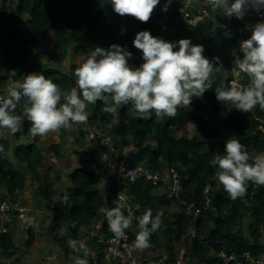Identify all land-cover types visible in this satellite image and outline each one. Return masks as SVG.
Instances as JSON below:
<instances>
[{
    "label": "trees",
    "instance_id": "16d2710c",
    "mask_svg": "<svg viewBox=\"0 0 264 264\" xmlns=\"http://www.w3.org/2000/svg\"><path fill=\"white\" fill-rule=\"evenodd\" d=\"M184 1L170 0L168 11L164 12L162 8L167 0H160L150 20L142 23L133 17L116 14L110 0H0V96L7 97L9 84L13 85L14 81L22 80L31 72H42L63 91L76 86L74 71L79 64L72 65L70 72H64L52 66L45 68L38 57L43 46L42 38L49 35L52 41L49 61L64 59L70 44L75 53L85 51L88 55L97 46L107 49L112 44H118L132 53L129 64L138 67L143 63L142 53L132 41L137 32L148 30L153 36L169 42L187 38L193 44H201L205 49L203 54L209 59L218 57L224 68L228 65L233 45L242 39L243 29L249 28L255 21L251 10L243 19L227 18L220 10L211 11L213 15L217 14L216 20L190 25L179 17L178 9ZM10 2L14 3L15 17L24 18L23 26L15 20L12 24L8 23ZM200 10L201 4L196 3L193 11ZM37 34H41L42 38ZM222 79L231 84L234 76L227 75L224 70L217 73L212 89L201 98L194 97L190 108L179 107L177 115L172 118L157 119L154 113L151 119L133 117L130 105H121L114 117L103 111L105 105L101 101H97L89 116L90 125L109 128L116 149L132 147L125 156L129 168L146 163L151 171L163 172L176 166L181 177L182 202L169 199L143 178L125 184L128 197L138 205L134 224L138 231V218L147 209H151L155 216L157 211L162 213L163 208H179L172 216L162 213L161 227L152 233L151 246L142 250L144 252H156L164 246L175 256V243L183 241L189 249V257L200 264L213 260V254L223 248L234 250L238 255L247 250L256 254L263 250L259 227L264 224V189L258 188L252 199H231L216 178L218 167L213 166L211 161L217 152L223 154L224 144L229 138L245 145L253 157L264 153V134L258 129L257 120V117L264 119V111L257 106L251 112L242 113L232 107L224 116L226 104L217 101L214 91ZM246 79H242L241 83L244 84ZM23 108L24 102L21 101L16 113L24 117V123L21 130L14 134L15 145L6 136L7 131L0 136L3 149L0 151V202L5 198H19L26 188L27 169L31 176L41 181L39 193L53 206L50 234L60 253L70 262L76 255L85 258L83 251L70 247L69 242L75 240L79 243L80 239L89 236L92 226L98 221L102 222L99 232L113 236L103 210L116 206L118 194L124 186L121 182L112 181V164L102 157V153L109 152V147L91 140L85 162L68 175L71 185L61 193L58 201L53 202L49 198L53 184L39 173V168L45 165V152L54 151L60 155L61 148L59 144H53L42 149L36 142L25 141L31 123ZM114 118L115 122L108 126ZM189 124L195 126V134L191 137L179 136ZM84 137L85 133L80 129L75 141L83 142ZM13 159L26 168L18 170ZM103 181L108 182L104 190L101 188ZM207 184L212 187L208 197L213 209L193 219L186 214L184 202L193 201L201 206L206 200L204 190ZM64 195L68 196L66 203L62 202ZM246 214L251 219L249 232L244 228ZM62 231L65 234L62 235ZM36 237L34 226L28 232L25 246L31 248ZM92 241L95 242L96 237H92ZM0 250L13 256L20 248L12 234L4 233L0 234ZM87 260L88 264H94Z\"/></svg>",
    "mask_w": 264,
    "mask_h": 264
},
{
    "label": "clouds",
    "instance_id": "9594fccd",
    "mask_svg": "<svg viewBox=\"0 0 264 264\" xmlns=\"http://www.w3.org/2000/svg\"><path fill=\"white\" fill-rule=\"evenodd\" d=\"M212 11L220 10L227 18L243 19L250 10L264 11V0H207ZM113 11L121 17L130 16L147 23L160 0H110ZM170 0L162 11L167 12ZM207 14V13H206ZM141 51L138 67L131 66L132 53L126 47L112 44L109 48L95 47L86 60L75 68L76 86L63 91L52 78L42 72H31L22 80L13 82L7 97L0 96V136L5 131L15 134L24 123V117L16 113L21 101L23 111L31 123L33 139L61 129L73 130L74 125L86 124L89 119L88 105L103 102V111L114 117L120 106H131L133 117L157 119L175 117L178 108H190L193 98H201L212 89L215 76L224 68L219 58H207L204 46L193 44L190 39L169 42L155 37L148 30L136 33L132 41ZM242 58L236 56L233 70L249 78L247 85L226 83L223 79L215 88V96L221 104H231L234 109L248 113L259 106L264 111V21L257 22L248 39L239 44ZM178 49V50H177ZM15 75V71L12 72ZM0 146V151H2ZM218 167L216 178L233 200L246 195L252 182L264 186V154L251 156L245 145L229 138L223 154L217 152L211 161ZM68 196L62 197L67 202ZM127 197L118 194L116 206L103 210L109 231L115 238H123L131 226L132 217L126 216ZM162 213L147 209L138 218L139 231L134 241L138 250L149 248L150 238L162 224ZM77 241H70L76 248ZM84 257L88 255L84 243H80ZM73 264H88L86 258L72 257Z\"/></svg>",
    "mask_w": 264,
    "mask_h": 264
},
{
    "label": "built area",
    "instance_id": "2783aa9c",
    "mask_svg": "<svg viewBox=\"0 0 264 264\" xmlns=\"http://www.w3.org/2000/svg\"><path fill=\"white\" fill-rule=\"evenodd\" d=\"M196 3L201 4V10L199 12L193 11V9L196 8ZM178 11L179 17L190 25H197L209 19H217V14H212V8L207 0H185ZM251 12L252 16L255 17V21L249 28L243 29L242 39L233 45L228 65L224 67V71L227 75L232 74L234 76V80L231 81V83L242 85H247L249 83V78L246 75L233 70V63L236 56L242 58V53L239 48L240 42L250 37L251 29L257 22L264 21V11L256 12L251 10ZM244 78L247 79L243 84L241 80ZM257 120L259 121L258 129L264 134V119L257 117ZM78 126L90 140H95L96 143L99 142L101 145L109 147V152L102 153V157L112 164V181L124 184L120 192V194L127 197L128 201V207L125 209L124 214L132 217L131 226L125 230V236L119 239L99 232L102 225L101 221H98L97 225L93 226L95 230L97 229V233L91 235L94 230L92 229L89 236H87V238H89L87 241L91 242L93 247L94 258L91 261H93L94 264H198V262L189 257V249L183 241L175 243V256L166 250L144 252L134 247V241L138 232L134 226L137 218L135 212L138 205L128 197L125 184L128 181L132 182L143 178L151 182L158 190L165 193L169 199L182 202V180L176 166L168 167L163 172L151 171L146 163H140L133 169L129 168L125 156L130 148L122 147L116 149L113 145V136L106 132V130H108L106 127H90L85 124ZM211 188V185L207 184L204 190L206 200L201 206H197L193 201L184 202V210L187 215L192 216L193 219H197L213 209L211 199L208 197ZM258 188L264 189V186H259L254 183L251 185L248 184L246 195L241 198L252 199ZM50 207L53 208L52 205ZM36 221V215L28 210L20 198H5L0 202V234L10 233L13 235L17 231L27 237L30 229L36 226ZM259 229L261 234V245L263 246V250L260 253L256 254L251 250H247L238 255L234 250L228 251L223 248L221 251L213 254V260L200 264H264V224L260 225ZM192 234H195V230H192ZM92 237H96L95 242L92 241ZM80 242L81 239L79 243ZM79 243H77L78 247ZM77 246L75 250L81 251Z\"/></svg>",
    "mask_w": 264,
    "mask_h": 264
},
{
    "label": "rangeland",
    "instance_id": "374dc122",
    "mask_svg": "<svg viewBox=\"0 0 264 264\" xmlns=\"http://www.w3.org/2000/svg\"><path fill=\"white\" fill-rule=\"evenodd\" d=\"M14 3H9V12L7 15L8 23L12 24L15 20L19 25L23 26V17H15V9ZM221 17V13L218 14V18ZM39 38H42L41 34H37ZM42 49L38 52V57L43 61V65L45 68L47 67H55L64 72H70L72 65H80L83 63L86 58L89 56L85 51L76 52L72 49V44L68 47L67 55L62 60H48L49 50L52 48L51 35L46 38H42ZM12 87V84H9V89ZM95 105V104H94ZM94 105H88L87 111L91 115L92 110L94 109ZM234 107L233 105L226 104L223 115L226 116L229 109ZM89 115V116H90ZM115 122V118L110 120L108 126H111ZM85 125H92L87 123ZM80 127L78 125H74L73 130L69 131L66 129H61L56 133H49L43 137L32 138L31 133H29L26 139L30 141H38V145L44 149L53 144H59L61 151L60 155H57L54 151L45 152L46 160L45 165L39 168V173L46 179H48L53 184V189L50 192V198L53 202L58 201L60 199L61 193L67 188V185H71L68 175L76 168L82 166L85 162L87 152L91 147V140L88 136L84 137V141H75L79 137ZM109 134V128L106 130ZM196 129L193 124H189L185 130L179 133V136H187L191 137L195 134ZM6 136L12 140V145H15L14 134L11 132L6 133ZM117 138H115L116 140ZM132 149V147H130ZM17 160L13 159V163L18 170H23L26 167L22 164L16 162ZM26 178L27 184L24 191L19 194V198L25 204L29 211H32L36 215V242L31 248H27L25 246V241L27 237L20 232L17 231L13 234V240L15 244L20 248L13 256L5 255L0 250V262H4V264H73V262L65 259L59 251L53 237L50 234V224L52 217V209L49 206L48 199H43L39 193V185L41 181L37 180V178L30 175L29 171L26 169ZM108 185V182L103 181L101 184V188L104 190ZM3 192V191H1ZM160 194V192H158ZM46 201V202H45ZM49 206L50 210H46L45 208ZM48 208V207H47ZM179 208L177 206H171L163 208L162 213H165L166 216H172ZM251 223V219L249 214L244 216V228L247 232H249V225ZM97 225L95 223L93 226ZM92 226L91 230L93 233L91 235L97 233V229ZM62 235L65 234V231H62ZM22 238V239H21ZM89 238L84 237L81 239L80 243H88L85 244L87 248L88 255L85 257L86 259L93 260V247L92 243L88 242ZM80 243L78 245H80ZM78 247V246H77ZM80 249V246L78 247ZM161 250H165L164 246L160 248ZM81 250V249H80ZM82 251V250H81Z\"/></svg>",
    "mask_w": 264,
    "mask_h": 264
},
{
    "label": "crops",
    "instance_id": "0c3cea01",
    "mask_svg": "<svg viewBox=\"0 0 264 264\" xmlns=\"http://www.w3.org/2000/svg\"><path fill=\"white\" fill-rule=\"evenodd\" d=\"M25 141H30V140H29V139H25ZM33 142H36V143L38 144V141H35V140H34ZM16 162H17V161H16ZM68 186H70V185L68 184L67 187H68ZM42 198H43V197H42ZM49 198H50V195H49ZM43 199H44V198H43ZM45 200H46V199H45ZM50 200H52V199L50 198ZM52 201H53V200H52ZM45 202H46V201H45ZM49 205H51V204H49ZM47 207H48V208H47ZM47 207H46L45 209H46V210H47V209L50 210L49 206H47ZM51 212H52V211H51ZM21 239H22V238H21ZM16 245H17V244H16Z\"/></svg>",
    "mask_w": 264,
    "mask_h": 264
}]
</instances>
